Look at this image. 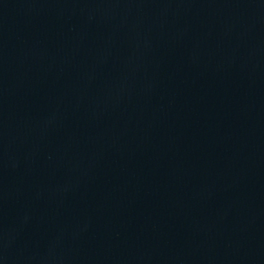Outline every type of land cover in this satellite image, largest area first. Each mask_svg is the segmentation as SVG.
Returning a JSON list of instances; mask_svg holds the SVG:
<instances>
[{
	"label": "water",
	"instance_id": "1",
	"mask_svg": "<svg viewBox=\"0 0 264 264\" xmlns=\"http://www.w3.org/2000/svg\"><path fill=\"white\" fill-rule=\"evenodd\" d=\"M0 264H264V0H0Z\"/></svg>",
	"mask_w": 264,
	"mask_h": 264
}]
</instances>
